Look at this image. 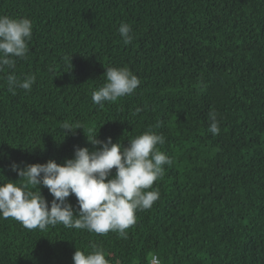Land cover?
I'll return each instance as SVG.
<instances>
[{"label":"trees","instance_id":"trees-1","mask_svg":"<svg viewBox=\"0 0 264 264\" xmlns=\"http://www.w3.org/2000/svg\"><path fill=\"white\" fill-rule=\"evenodd\" d=\"M0 15L33 24L27 59L0 72V182L19 180L13 162L63 164L74 146L97 150L89 129L124 147L151 129L172 160L126 238L0 217V264H73L92 244L110 264H150L152 254L160 264H264V0H0ZM109 67L140 85L100 107L92 92ZM10 73L34 75L32 89L10 92ZM64 122L83 129L64 138ZM68 202L76 214V197Z\"/></svg>","mask_w":264,"mask_h":264},{"label":"clouds","instance_id":"clouds-1","mask_svg":"<svg viewBox=\"0 0 264 264\" xmlns=\"http://www.w3.org/2000/svg\"><path fill=\"white\" fill-rule=\"evenodd\" d=\"M32 29L28 18L0 15V72L14 69L17 58L27 59ZM118 31L125 44L131 42L130 24L121 23ZM104 77L106 82L92 92L93 103L100 107L133 94L140 85L138 77L127 68H106ZM35 80L34 75L20 79L10 73L8 90L30 91ZM209 119L208 131L218 135L215 112H209ZM62 128L65 138L76 129H83V125L64 122ZM89 133L87 140L93 146L99 145L97 150L90 152L87 147L74 146L73 158L63 164L48 160L20 167L13 162L10 167L19 180L0 182V217L12 218L29 230L45 231L62 224L67 229L98 235L111 231L126 238V230L136 223V212L150 209L160 197L158 190L148 189L162 178L164 165L172 164L171 158L157 147L165 143V137L149 129L128 140V146L124 147L120 142L113 143L111 137L98 140L94 129H89ZM41 185L53 197L50 206L41 194ZM71 195L77 199L76 214L68 202ZM72 259L73 264H110L104 250L96 244L91 245V251L76 248ZM150 264H160L157 255L150 256Z\"/></svg>","mask_w":264,"mask_h":264}]
</instances>
